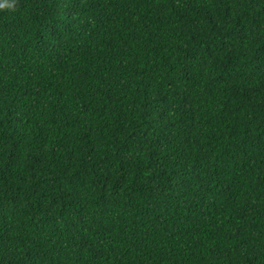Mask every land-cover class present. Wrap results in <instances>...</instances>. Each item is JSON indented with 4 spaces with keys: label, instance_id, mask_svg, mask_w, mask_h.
<instances>
[{
    "label": "trees",
    "instance_id": "trees-1",
    "mask_svg": "<svg viewBox=\"0 0 264 264\" xmlns=\"http://www.w3.org/2000/svg\"><path fill=\"white\" fill-rule=\"evenodd\" d=\"M0 264H264V0L0 13Z\"/></svg>",
    "mask_w": 264,
    "mask_h": 264
},
{
    "label": "clouds",
    "instance_id": "clouds-1",
    "mask_svg": "<svg viewBox=\"0 0 264 264\" xmlns=\"http://www.w3.org/2000/svg\"><path fill=\"white\" fill-rule=\"evenodd\" d=\"M17 6V0H0V13L13 10Z\"/></svg>",
    "mask_w": 264,
    "mask_h": 264
}]
</instances>
